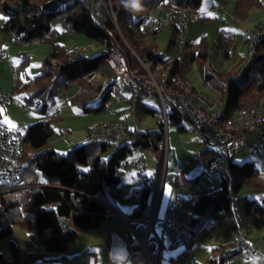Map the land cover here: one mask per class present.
I'll use <instances>...</instances> for the list:
<instances>
[{"label": "trees", "instance_id": "obj_1", "mask_svg": "<svg viewBox=\"0 0 264 264\" xmlns=\"http://www.w3.org/2000/svg\"><path fill=\"white\" fill-rule=\"evenodd\" d=\"M102 1L0 0V16L4 19L0 30L11 34L16 45L34 44L47 38L52 33L50 22L57 19L68 32L82 34L104 47L96 56L80 55L72 58V51H67L62 45L53 44L49 56L41 64L40 73L26 82L21 81V74L25 76L24 65L29 58L26 53H23L15 68L13 92H25L23 105L45 118L29 125L24 132L21 151L24 168L19 186L15 188L0 185V239L9 238L14 225L28 230L32 228L36 242L41 247L40 255L47 262L64 259L73 240L78 239L84 232L99 228L111 217V210L117 211L107 191L119 183L122 164L132 155L134 149L151 151L159 157L155 163L153 186L149 187L145 183L132 189L131 197L135 206L125 215L126 220L138 225V233L143 232L161 179L165 139L164 123L160 120L156 129L129 131V141L116 147L87 140L62 155L47 147L48 140L54 133V119L49 116L50 102L96 72L111 74L106 59L115 47L114 41L129 56V65L133 68L137 66L135 69L142 74H145L142 65L147 66L149 71L156 65L168 66V53L174 48L177 29L171 27L169 41L160 51L153 39L156 31L149 20L150 13L159 10L164 4L197 10L202 0H109V9L115 14V21L107 13L108 9L102 5ZM259 8H263L260 0H234L232 16L236 21L243 22L251 10ZM118 29L133 54L122 42ZM149 37L152 40L147 41ZM233 42L232 33L220 31L216 36L215 48L222 51L224 58H228ZM208 45V41L202 38L197 52L185 51L182 60L176 59L169 64L166 89L176 88L174 77L181 79L184 66L192 64L197 58L200 61L207 60ZM198 69L203 86L219 91L221 99L225 96L223 118L232 116L240 109L257 106L264 97V34L255 41L250 58L235 74L212 73V70H206L201 63ZM42 82L46 83L41 84ZM32 83L36 84V88L34 92L28 93L27 89ZM113 84L109 82L99 93L96 107H88L92 100H80L76 95L71 103L83 113H95L97 107L109 100ZM80 90L85 89L82 87ZM163 101L166 122L179 125L187 120L166 96H163ZM142 109L147 115L157 113L149 107L144 106ZM182 128L179 126V129ZM110 150H113L112 153L104 159L103 154ZM202 153L206 155V164L213 156V149L206 147ZM256 173L254 163L245 162L239 165L231 161L229 178L218 190L193 194V215L189 216L185 231L187 237L183 243L188 245L198 232L209 225L213 214H218L229 229L238 234L241 227L235 216L229 187L234 196L243 183L253 178ZM165 178L164 175V180ZM195 180L197 179H185L183 186H189ZM47 206L51 207L46 208ZM244 212L249 229L260 230L264 227V199L262 202L246 200ZM231 247L223 249L218 257L207 259L206 263L226 264L240 256L242 247ZM132 248L138 252L136 243L132 244ZM7 249L11 261H6L0 253V264H18L20 253L13 240L8 239ZM186 252L187 250H183L172 260H179ZM54 256L59 257L54 259Z\"/></svg>", "mask_w": 264, "mask_h": 264}, {"label": "rangeland", "instance_id": "obj_2", "mask_svg": "<svg viewBox=\"0 0 264 264\" xmlns=\"http://www.w3.org/2000/svg\"><path fill=\"white\" fill-rule=\"evenodd\" d=\"M220 0H202L199 5V10L202 12H205L208 10H213V7L216 6V4ZM221 3V2H219ZM102 5L108 9L107 13L112 17L113 21H115V14L111 11L110 1L109 0H103ZM168 7L161 9V12L158 14H155L154 12L150 13L152 17L157 18L158 15H164L168 14ZM171 13V12H170ZM169 13V14H170ZM208 15L210 18H212L213 22L207 23V24H201L199 21L189 23L187 22L185 31H184V41L182 44V52L181 54L176 53L175 48H173L168 53V63L170 64L174 59L182 60V55L185 51H194L197 52L199 48V41L202 36H205L204 38L206 41L208 40L209 45L207 46L208 50V58L206 61H200L198 58L195 59V61L190 64L184 66V71L182 76L180 77L181 82L188 83L191 87H195V89H200L203 80L201 77V74L198 69L199 63L202 64V66L206 69L213 72H228L230 74H235L236 72L240 71V69L245 65V63L250 58V53L252 52V49L249 47V37L251 33H257L258 31H261L264 29V26L261 24L257 25L256 27H253L250 31V34L247 37L246 29L242 27V25H238V23H235L231 16L225 11V9L222 10L221 14L217 16V19H213L211 13ZM215 14V13H214ZM222 20V22H221ZM116 23V22H115ZM223 26V27H222ZM171 27L174 26H166L163 29H171ZM50 28L52 30L51 34H48L47 38L36 42L34 45L25 48L27 51V55L29 58L27 59L25 65H24V73L21 74V81L26 82L28 80L34 79L35 76H37L40 73L41 64L47 58L51 51V46L53 44H64L65 48L69 50V48H75L71 52V57L73 58L74 55H86L87 57H93L98 54H100L104 47L101 46L99 43L85 37L82 34H76V33H70L65 28V26L57 19L52 20L50 22ZM220 28H223V30H226L227 32H231L233 34L234 42L232 44L231 49L229 50V56L228 58H224L222 55V51L220 49L215 48V38L217 36L216 31L217 29L220 30ZM161 29V31L163 30ZM163 30V31H164ZM119 31V29H118ZM161 31H156V33H159ZM122 42L127 47L128 51L133 54L132 50L127 45L125 39L122 37V33L118 32ZM74 35V36H73ZM73 36V37H72ZM115 42V41H114ZM177 43V36H176V42ZM160 44V46H159ZM157 43V46L159 50H163L166 45L163 42ZM18 46V45H17ZM17 46L15 43L10 42L7 45V52L6 56L2 57L0 59V86L4 88V92L15 95L16 98L13 101V107L8 108L7 105H4L0 107V117L2 120H7L9 123L13 124L12 128L17 129L21 131L22 133L25 132L26 128L36 123L40 119V115L33 111L30 107L20 106L21 108L16 107L15 105H22L20 103L23 102V98L26 96L25 92L20 91L19 93H14L12 88L15 83L13 80V68L14 66L21 61L22 55L24 52H21L20 54L16 51ZM118 46L115 43V47ZM175 46V45H174ZM185 46L187 48H185ZM121 49V48H120ZM124 53L127 61L129 59V56ZM137 60V58H135ZM138 61V60H137ZM129 64V63H128ZM168 66H162V65H156L153 70L149 71L148 67L145 65H142V69L145 71V74L140 73L135 68L134 69L137 74L148 78L152 77L156 83H160L163 75H168ZM190 80H188L187 78ZM167 78V77H166ZM166 80V79H165ZM111 82V74L110 75H104L102 73L96 72L92 76H88L87 78H84L83 80L79 81V83L74 84L72 87L58 95L52 102L49 104V113H51V110L56 109L58 118L54 119L52 122V127L54 129V133L48 140L47 147L53 148L54 150H57L62 155H66L68 151L76 148L79 145L78 144L82 141V137L85 135V129L90 124H93L96 120L101 119L102 115H95V114H89V115H82L78 114L76 112L79 110L77 106H74L70 103V101L67 100V98H70L73 94L74 88H79L77 97H79L80 100H97L99 93H101L102 89L107 85V83ZM46 82H42L41 84H44ZM113 90L120 89V92L124 95L126 94V90L122 87V85L116 84L113 82ZM84 88L85 90H80L81 88ZM207 87V86H206ZM30 92H33L36 88V84L29 85ZM211 89L210 87H208ZM213 90V93L215 92L216 99L214 97H210V102L216 103L221 109H223L224 106V100L225 96H223V99H221V94L217 90ZM88 91V92H87ZM197 92V91H196ZM150 94L147 97H144L140 102L135 104L128 103L131 107V110L133 113H135V120L138 127L143 128L139 124L142 122V118L144 117L147 119L145 123L144 128H151L152 126H156L155 121L158 118L161 119L164 123V155H163V162H162V168H161V176H163L164 173H167V176L170 175L172 168H178L180 169L188 178H194L198 174V170L200 168V165H198V161L200 159L199 151L202 150L206 143H212L213 139L212 137H203L198 132H196L191 124L187 120H183L179 125H174L169 122H166L162 115V107L159 99L154 96V90H152ZM199 93V92H197ZM203 97H205L203 94L199 93ZM208 96H211L209 93ZM207 98V97H205ZM107 103H110L107 101ZM106 103V104H107ZM106 104L102 105V107H105ZM143 104H145L147 107L154 109L157 111L156 115H146L142 111ZM127 105V104H126ZM106 108V107H105ZM34 120V121H33ZM98 124V123H97ZM179 126H182V129H179ZM198 137L204 139V142L199 145ZM250 140H246V144L244 147H242L240 150H238L233 157L232 162L236 164H243L245 162H251L253 163V160L256 159L257 156H260L261 153L264 152V145L259 150V152H253L250 150ZM264 144V139L262 140ZM113 150H110L109 152H106L103 154V158L106 159L109 157V155L112 153ZM143 155V164L144 168L147 170V173L149 175V172L151 174L154 171L155 163L157 160V154L151 151H145L141 149H134L131 156L127 158L129 161H134L138 158H141ZM159 158V157H158ZM83 168V167H82ZM122 173L120 176L119 183L124 185L127 183L128 176L126 175V172L131 170L129 167H122ZM173 172V171H172ZM123 186V185H122ZM192 200V199H191ZM190 204V200L185 197L184 199V205L182 208V215L188 212V207ZM191 216L193 215V210L190 207ZM239 209L235 207V216L237 220L239 221L238 217ZM244 212V211H243ZM190 216V215H189ZM215 216V218H220L218 214H213L211 216V219ZM188 217L187 219L184 218V216H178L177 221L180 224V227L182 230L186 231L188 227ZM221 219V218H220ZM222 220V219H221ZM222 223V222H221ZM224 223V222H223ZM22 227L19 226H12L11 232L12 235L9 238L6 239H0V253L5 256V260L10 262L11 257L7 249V241L8 239L13 240L16 244L22 242L20 238L23 237V235L26 236L24 238V241L30 240L31 237H29V231L28 229H21ZM229 228V227H228ZM19 230L20 235H19ZM156 230V229H155ZM230 230V229H229ZM228 230V231H229ZM24 231V232H22ZM231 231V230H230ZM145 234V230H144ZM144 234L139 233L138 235L140 238H142L143 241H145ZM136 236V235H135ZM159 231H158V235ZM238 238L242 236H238ZM137 239L135 241L139 240V238L136 236ZM212 237L206 235V236H199L197 235L188 245L186 243H182L170 250H166L164 247L165 240L161 239L160 242L162 243L161 248V254L160 257H156V254L152 253L151 251L155 250L156 245H147V251L145 250L146 256H144L143 260L145 262H149V264H207L206 261L203 262L202 257L204 255L210 256L215 252L214 250L215 245L210 246V243L212 242ZM27 243V242H26ZM23 244L22 248L25 250V248H29V242ZM17 245V244H16ZM22 245V244H21ZM138 246V256L141 260L142 257V251L141 246L137 244ZM218 246V245H216ZM234 246V245H233ZM231 247V246H227ZM220 247H218L219 249ZM187 250L186 254L180 258L179 260H172L176 259L177 256L183 251ZM28 251V250H26ZM105 247L99 252V256H105ZM19 253L21 251L19 250ZM29 253V252H27ZM20 261L18 264H50V262H47L44 256H41L40 254H34L30 256H26L20 254ZM139 260V261H140ZM205 260V259H204ZM140 263V262H139Z\"/></svg>", "mask_w": 264, "mask_h": 264}, {"label": "built area", "instance_id": "obj_3", "mask_svg": "<svg viewBox=\"0 0 264 264\" xmlns=\"http://www.w3.org/2000/svg\"><path fill=\"white\" fill-rule=\"evenodd\" d=\"M201 17V13L190 7L169 4L168 14L152 19V26L155 31H161L166 26H174L177 29V43L174 48L176 53L181 54L187 22L193 23ZM107 34L111 36L110 32H107ZM263 34L264 30L250 34L249 47L251 49L255 41L262 37ZM115 43L117 44L116 41ZM79 56L74 55L73 58ZM177 60L179 59L177 58ZM106 64L111 71V82L120 83L130 94L133 103L149 96L154 90L161 103L164 119L166 118V113L163 96H166L196 132L204 137H212V143H206V147L213 149V156L205 168L207 178L205 180L197 179L189 185L192 195L212 193L221 187L222 183L229 178L230 163L234 154L245 146L247 139H251V151L257 152L263 147L264 97L257 106L240 109L233 113L232 116L223 118L221 107L205 99L188 83L181 82L177 76L174 77L176 88L168 90L165 86L167 75L164 74L160 83L157 84L151 76L145 78L137 74L134 69L130 68L119 46H116L115 49L108 53ZM15 98V95L0 90V105H9ZM23 136L24 133L21 131L11 130L0 124V185H9L16 188L21 183L24 168L21 160ZM129 138V130L121 120L100 122L86 132L88 141H94L99 144H111L115 147L129 141ZM123 166L142 169L143 159L138 158L133 162L126 160L123 162ZM147 184L152 187L153 181L149 180ZM159 195L160 191L157 192L152 202L149 216L144 223L145 241L135 231L131 230L132 234L139 238L137 243L141 246L142 251L140 264H144L143 258L147 253L145 255L143 253L145 250L147 251V247L151 242L154 241V244H156L155 253L159 256L163 246L160 242L161 239L165 240L164 247L166 250H170L182 244L187 237L186 232L181 229L176 218L177 209L181 205V201L178 198L172 201L166 214L158 223L160 236L153 235ZM229 196L233 197L231 187H229ZM238 244L242 247L246 256H252L256 253V250L247 239L238 238Z\"/></svg>", "mask_w": 264, "mask_h": 264}, {"label": "crops", "instance_id": "obj_4", "mask_svg": "<svg viewBox=\"0 0 264 264\" xmlns=\"http://www.w3.org/2000/svg\"><path fill=\"white\" fill-rule=\"evenodd\" d=\"M263 8L259 9H253L249 12L248 17L245 21L243 22H238L236 21L233 16H232V10L234 6V0H220L217 3L215 7H213V10H206L205 12L200 11L197 9L199 13H201L202 17L197 19L196 21H199L201 24H207L213 22L212 18H210L208 15L211 13L213 19H217L216 17L221 14L222 10L225 9V11L231 16L233 21L235 23H238V25H242L243 28L246 29L247 32V37L250 34V31L252 30L253 27H256L257 25H263L264 26V0H260ZM168 7V4H164L159 10L155 11V14H158L161 12L162 8ZM215 13V14H214ZM158 16H161L158 15ZM152 15H149V20L152 22ZM4 19L0 16V26L3 23ZM195 21V22H196ZM222 22V20H221ZM223 27V26H222ZM164 30V29H163ZM161 31L159 33H156L153 37L156 43L159 44V42L165 43V45L168 43L169 38H170V32L171 30L169 28L165 29L164 31ZM220 31H226L223 30V28H220V30L217 29L216 34ZM229 32V31H228ZM231 33V32H230ZM74 36V35H73ZM72 36V37H73ZM205 36H202L204 38ZM206 38V37H205ZM200 39V40H201ZM207 39V38H206ZM216 39V38H215ZM147 41L152 40V37H149L146 39ZM208 41V40H207ZM10 42H14L13 37L11 34L7 32H3L0 30V59L4 56H6L7 52V45ZM200 43V41H199ZM35 44V43H34ZM34 44H29V45H16L17 46V52L20 54L21 52H24L27 54V51L25 48L30 47ZM57 44V43H56ZM62 45L64 48V44H59ZM160 46V44H159ZM76 48V47H75ZM75 48H69L67 51H73ZM170 58V57H169ZM46 59V58H45ZM176 60V59H174ZM20 63V62H19ZM18 65V63L14 66L13 68V77L15 81V68ZM104 75H110V73L105 72ZM187 78V77H186ZM188 79V78H187ZM189 80V79H188ZM190 81V80H189ZM35 83H33L34 85ZM108 84V83H107ZM114 85V84H113ZM113 88V86H112ZM193 89L201 94H203L205 99L210 101V97H214L216 99V94L215 92L213 93L212 89H209L206 86H201L200 89ZM0 90L4 92V88L0 86ZM79 88H74L73 94L70 98H67L68 101L71 103V99L77 95ZM113 90V89H112ZM27 92L29 93L30 90L29 88L27 89ZM34 92V91H33ZM6 93V92H5ZM210 94L211 96H208L207 94ZM127 95H124L120 92V89H115L110 95L109 102L106 104L105 107H97L95 113H83L76 110L78 114L82 115H89V114H95V115H102L103 117L99 120H96L93 124H90L89 126L86 127L85 129V135L82 137V141L78 144L75 145H80L87 141L86 139V132L88 129L96 125L97 123L103 122V121H109V120H121L126 128L129 131H145V130H153L157 128V123L160 121L158 118L155 121L156 126H152L151 128H144L145 123L147 119L144 117L142 118V122L139 124L143 128H140L136 124V118H135V113L132 112L131 106L128 104H135L131 101L130 94L126 91ZM152 94V93H151ZM154 96L158 98V96L154 93ZM143 99V98H142ZM141 99V100H142ZM159 99V98H158ZM140 100V101H141ZM139 101V102H140ZM138 103V102H136ZM22 105H15L18 108H21L20 106H24L23 102L20 103ZM72 104V103H71ZM127 104V105H126ZM74 105V104H72ZM4 105H0L2 107ZM8 108H12L13 102L11 104L7 105ZM76 106V105H74ZM97 106V100H92L89 104L88 107H96ZM143 107H147L145 104L142 105ZM26 107V106H25ZM14 108V107H13ZM80 110V109H79ZM143 111V109H142ZM144 112V111H143ZM145 114V112H144ZM40 115V114H39ZM147 115V114H146ZM156 115V114H155ZM49 116L52 117L53 119L58 118L57 115V110H51V113H49ZM45 116L40 115V120L44 119ZM34 121V120H33ZM37 121V122H38ZM0 124L5 126L8 129L11 130H17L12 128L11 123H9L7 120H2L0 117ZM19 131V130H18ZM200 140V141H199ZM199 145L204 142V139L199 138ZM203 141V142H202ZM206 148V142L205 146L203 149ZM202 150L199 151L200 159L198 161V165H200V168L198 170V174L194 177L196 179H201L205 180L207 178L205 174V168L206 164L204 160L206 159V155L202 153ZM57 151V150H56ZM58 152V151H57ZM259 152V151H257ZM60 153V152H59ZM61 154V153H60ZM213 154V153H212ZM143 158V155H141ZM253 163L255 167L257 168V173L253 178H250L246 180L239 191L233 196V203H234V208L236 207L237 210L239 209L238 212V217H239V224H240V231L238 234L232 232L229 230L228 226L223 223V221L220 218H215V216L211 219L210 224L205 226L200 232H198L197 235L199 236H210L212 237V242L210 243V246L215 245L214 250L212 255L206 256L204 255L202 257L203 262L206 261V258L212 257L216 258L220 255L221 251L225 248H229L227 246H231V249L235 247H239L240 245L238 244V237L242 236L243 238L247 239L253 248L256 250V253L252 256H246L241 250L240 256L226 262V264H264V227L260 230L256 229H249L248 228V219L245 215L244 211V203L246 200L249 199H254L257 202H262L264 199V152L261 153L260 156H257L256 159L253 160ZM122 167L123 164H122ZM121 167V169H122ZM142 169H137L133 167L131 170L126 172V175L128 176L127 183L124 185V183L120 184L118 183L116 186L110 187L107 191V194L113 203V205L116 206L117 211L111 210V217L104 221L101 226L97 229L89 230L87 232H84L80 235L78 239L73 240L68 247V251L65 253V258L62 260H51L49 261L50 264H140L141 262L138 252L136 253L133 248L132 244L137 243L135 241L136 236L132 234V231H135L138 233L137 230V224H134L128 220L125 219V215L128 214L132 208L135 206V202L133 198L131 197V192L133 188L140 187L147 183L149 180H154L155 177V168L153 173L149 172V175L147 173V170L144 168ZM86 168V167H83ZM170 175L167 176V173H164L163 176H161L158 191H160L159 195V200H158V205H157V210H156V215H155V221H154V228H153V235H158V231L160 233V229L158 227V223L160 219L166 214L170 204L175 198L180 199L181 205L177 209L176 213V218L178 216H184V218H188L189 215L191 216V211L190 207L192 208V194L189 190V186H183V181L186 180H191L194 178H188L180 169L178 168H172ZM123 171V170H122ZM173 171V172H172ZM164 175H165V180H164ZM123 185V186H122ZM156 192V194H157ZM156 196V195H155ZM187 197L190 200V204L188 207V212L182 215V208L184 205V199ZM155 198V197H154ZM51 206H47L46 208H50ZM222 222V223H221ZM27 230V228H21ZM156 229V230H155ZM144 228H143V234H144ZM229 230V231H228ZM29 231V230H28ZM20 230H19V235H20ZM24 232V231H22ZM139 236V235H138ZM29 237H31L30 240L24 241V238H26L25 235H23L21 239L22 242L17 243L18 249L21 251L20 254L23 255H34V254H40L41 253V247L40 245L36 242V237L34 234L33 229L31 228L29 231ZM140 237V236H139ZM26 242H29V248H25L23 250L22 246ZM22 244V245H21ZM156 245L154 244V241L150 243V245ZM218 245V246H216ZM27 246V244H26ZM105 247V256H99V252L104 249ZM218 247H220L218 249ZM28 250V251H26ZM156 250V247H155ZM154 251H151L152 253L156 254ZM29 252V253H27ZM161 254V252H160ZM145 255V253H143ZM5 257V256H4ZM59 256H54V259ZM156 257H160L156 255ZM205 259V260H204ZM140 260V261H139ZM144 264H149V262L143 261Z\"/></svg>", "mask_w": 264, "mask_h": 264}, {"label": "bare ground", "instance_id": "obj_5", "mask_svg": "<svg viewBox=\"0 0 264 264\" xmlns=\"http://www.w3.org/2000/svg\"><path fill=\"white\" fill-rule=\"evenodd\" d=\"M144 250H145V248H144ZM144 253H145V251H144Z\"/></svg>", "mask_w": 264, "mask_h": 264}]
</instances>
